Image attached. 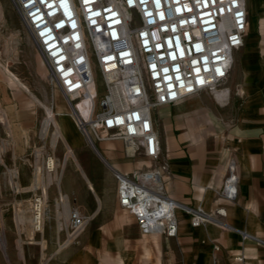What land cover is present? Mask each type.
Wrapping results in <instances>:
<instances>
[{
    "label": "crops",
    "instance_id": "obj_1",
    "mask_svg": "<svg viewBox=\"0 0 264 264\" xmlns=\"http://www.w3.org/2000/svg\"><path fill=\"white\" fill-rule=\"evenodd\" d=\"M247 3V35L244 47L235 54L227 99L205 93L154 111L162 153L160 161L152 165H168L165 192L185 207L177 213L179 235L167 238L140 232L135 218L119 206L118 181L108 167L130 175L149 164L139 168L113 157L111 151L123 150L122 142H112L113 146L98 143L99 157L112 181L103 184L83 154L87 150L83 134L68 109L60 106V94L49 84L42 56L7 0H0L4 31L14 38L7 45L0 41V48L10 50L0 65V158L10 166L13 162L20 182L19 187L5 185L1 190L0 186V194L11 193L9 205L3 197L4 207L7 205L2 212L6 249H0V264H215L216 260L218 264H264V0ZM5 67L26 88L19 86ZM49 111L75 151V163L80 167L68 163L61 171L60 187H49L45 231L39 235L45 246L21 244V257L17 242L29 236L36 193L28 190L32 180L16 163L27 160L29 152L42 141ZM64 121L72 125L71 133ZM231 164L239 176L236 202L220 195ZM23 194H27V217L22 224L18 211ZM198 207L207 212L224 208L225 228L217 221L193 227L189 210ZM73 209L89 217V222L76 243H65L66 224ZM237 256H242L243 262H235Z\"/></svg>",
    "mask_w": 264,
    "mask_h": 264
},
{
    "label": "built area",
    "instance_id": "obj_2",
    "mask_svg": "<svg viewBox=\"0 0 264 264\" xmlns=\"http://www.w3.org/2000/svg\"><path fill=\"white\" fill-rule=\"evenodd\" d=\"M10 1L87 144L98 152V143L122 142L130 157L150 163L130 175L108 165L121 209L142 234L176 238L177 213L185 207L165 192L168 165H152L162 153L154 111L205 93L227 99L235 54L247 35V0ZM58 164L46 154L43 171L59 180ZM224 185L221 197L236 202L234 164ZM46 208L47 193L39 187L31 203L35 235L45 231ZM189 213L193 227L211 221L226 226L224 208ZM88 222L70 211L65 243H76Z\"/></svg>",
    "mask_w": 264,
    "mask_h": 264
},
{
    "label": "rangeland",
    "instance_id": "obj_3",
    "mask_svg": "<svg viewBox=\"0 0 264 264\" xmlns=\"http://www.w3.org/2000/svg\"><path fill=\"white\" fill-rule=\"evenodd\" d=\"M7 2L9 3V6L10 8L12 9V12L18 17V19L20 20V22L22 23V20L20 18V16L18 15V13L16 12L17 9L14 8L13 4L11 3L10 0H7ZM2 16V17H1ZM23 24V23H22ZM24 25V24H23ZM4 26H6V22H5V18L3 16V12L2 10L0 9V41H5L4 45H7L8 42H11L12 40H14L13 36H12V33H10L9 31H4ZM30 37V35H29ZM1 46V44H0ZM10 50L8 49H2L0 48V65H4V62L2 61V58L4 57V55L9 52ZM210 95V94H209ZM212 96V95H210ZM215 98V96H212ZM59 100H60V106L61 107H66L68 109V103L65 102V100L61 97V95H59ZM164 108L166 107H163L161 109L164 110ZM69 112V111H68ZM45 118L47 119V115L45 116ZM54 125H52L49 129V136L47 137V139L45 141H41L39 142V144L33 148L31 150V152H29L28 156H27V160H25L24 162H18L16 163L18 166L21 165L22 168H24L26 170V172L29 174L30 176V179L32 180L31 183L34 184L35 182V179H37L35 177V173L38 172H41V175L45 178H47L49 175H47L43 170H44V157L46 154H51L53 156H55V158L57 159L58 161V173H60V171L64 170L65 166L63 167V161H64V157L67 155L69 149L67 147H70L67 142H64L62 140H60L58 142V145H57V149H54L51 147V139L53 141V137H54V134L56 132V126H55V123H57L54 119V121L52 122ZM64 126L65 128L67 129V132L68 133H71L72 131V125L67 122V121H64ZM53 129V130H52ZM86 142V141H85ZM119 145H122L123 146V150L120 151V150H116V151H111V155L117 159H121V160H124L125 162H129L130 164H132V166L134 165L135 167H139V168H142L144 167L145 163L146 164H150L149 162L145 161L140 155H135V157H130L128 155V151L126 150V147L124 144L122 143H119ZM107 146H113L112 143H109L107 144ZM2 145L0 146V152L2 151ZM9 147V146H8ZM7 147V148H8ZM71 149V148H70ZM86 149L87 150H83V154L86 158L89 159V162H91L94 166V170L97 171L102 180H103V184L104 185H110L112 181H110L109 179V175H108V171L109 169L104 165L103 161L101 160V158L99 157V152L101 153V151L99 150V152L95 151L89 144H87L86 142ZM73 151V149H72ZM66 153V154H65ZM75 157H76V154H75V151H73ZM102 154V153H101ZM77 159V158H76ZM0 186H1V190H4V186H10L11 183L9 181V174H10V171H16L18 173V168L14 166L13 162H11L13 166H10V165H7L5 162H3V160L0 158ZM74 164L75 167L76 166V163H75V159L73 157H69L68 161H67V164ZM141 164V165H140ZM146 167V166H145ZM52 178V181H53V184H50V186L54 185V186H57V182L56 180H58L57 177H55L54 175L53 176H49ZM16 182L17 183H20L19 182V179L17 178L16 179ZM33 184L31 185V187L33 186ZM20 185V184H19ZM16 186V184H14V187ZM46 189V193L49 189V187ZM31 187L28 189V190H31ZM19 191L21 192V194L23 193V189L22 188H18ZM33 192L36 193V189L35 191L32 189ZM2 195V197H0V206L2 207V209H0V228L1 230L4 232V220H3V208H6L7 205H9V200H10V197H11V193H2L0 194V196ZM6 197V200L3 198V197ZM30 196V195H28ZM23 200L19 202V217H18V221L19 223H24L22 222L20 219L21 218H25L27 217V215L25 216L24 213L26 212V207L24 208V199L26 200L27 198V194H23L22 196ZM4 200L6 201L7 205L4 207ZM26 205V204H25ZM30 212H31V209H30ZM22 224H19V229L20 231L23 229L22 228ZM30 233H29V236H27V239H19V241L17 242V249L19 251V245L22 244L24 246V243H27V244H44L45 246V241L44 239L41 238V236L39 235H35L33 233V230H32V226H31V217H30V230H28ZM1 237H0V249L2 250V252H4L3 250V246H2V241H1ZM67 239V236H65V240Z\"/></svg>",
    "mask_w": 264,
    "mask_h": 264
},
{
    "label": "bare ground",
    "instance_id": "obj_4",
    "mask_svg": "<svg viewBox=\"0 0 264 264\" xmlns=\"http://www.w3.org/2000/svg\"><path fill=\"white\" fill-rule=\"evenodd\" d=\"M2 17V16H1ZM5 70H7L6 72H8V74H10L12 77H13V79L17 82V84L19 85V86H21V87H23V88H26V86H24V84L21 82V81H19L18 80V78L14 75V74H12L11 72H10V70H8L6 67H5ZM27 90V89H26ZM47 111H48V109H47ZM4 118V117H3ZM54 120H53V115H52V113H51V111H49L48 112V114H47V119L45 120V124H44V127H43V137H45V139H47V137H48V134H49V129H50V127L53 125L52 124V122H53ZM5 125H6V123H5ZM8 126V125H7ZM55 126H56V132H55V134H54V137H53V141H52V139H51V142H50V144H51V147L52 148H54V149H57L56 147H57V145H58V142L60 141V140H62V141H64V142H66V140H65V137H64V135H63V132H62V129H61V127L57 124V123H55ZM68 149H69V151H68V153H67V155L64 157V161H63V167L64 166H66L67 165V161H68V159H69V157H73L74 159H75V161L77 162V160H76V157H75V155H74V153H73V151H72V149H70V147H67ZM1 162V161H0ZM77 167H80L78 164H77ZM83 172V171H82ZM36 175H35V177L37 178V179H35V182H34V184H33V186L31 187V190L33 189L34 191H35V189H37V188H42V190L44 189V191L46 192V189L48 188V186H50V184H53V181H52V178L51 177H47V178H45L44 177V175L42 176L41 175V172H39V170H38V172L37 173H35ZM84 174V173H83ZM9 181H10V183H11V186H14V184H16V187H19V183H17L16 182V179L18 178V173L16 172V171H10V174H9ZM56 182H57V186L58 187H60V184H61V179H59V180H56ZM90 185V184H89ZM89 187V186H88ZM22 188V187H21ZM91 188H92V186H91ZM93 191V190H92ZM67 202V201H66ZM65 203V202H64ZM65 205V204H64ZM63 205V206H64ZM67 206V205H66ZM70 211V210H69ZM62 212H64V211H62ZM65 214H68V213H66L65 212ZM66 216V215H65ZM22 222H24V221H26V218H21L20 219ZM59 220V219H58ZM66 220H67V218H66ZM58 224V223H57ZM67 225V224H66ZM68 226V225H67ZM58 229V228H57ZM62 229V228H61ZM60 231V230H59ZM0 237L2 238L1 239V241H2V246H3V249H6V241H5V236H4V232L1 230V228H0ZM44 243V242H43ZM43 246H44V244H43ZM19 251H20V256L21 257H23V250H22V247H21V244L19 245Z\"/></svg>",
    "mask_w": 264,
    "mask_h": 264
}]
</instances>
